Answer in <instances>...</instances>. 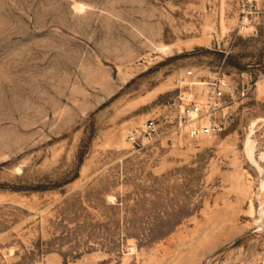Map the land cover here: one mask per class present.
Wrapping results in <instances>:
<instances>
[{"label":"rangeland","instance_id":"obj_1","mask_svg":"<svg viewBox=\"0 0 264 264\" xmlns=\"http://www.w3.org/2000/svg\"><path fill=\"white\" fill-rule=\"evenodd\" d=\"M239 14L0 0V264H264V171L246 150L257 121L264 168V14L244 31ZM213 77L234 91L220 136L127 140L179 81Z\"/></svg>","mask_w":264,"mask_h":264},{"label":"built area","instance_id":"obj_2","mask_svg":"<svg viewBox=\"0 0 264 264\" xmlns=\"http://www.w3.org/2000/svg\"><path fill=\"white\" fill-rule=\"evenodd\" d=\"M238 8L239 28L244 31L255 27L260 21L264 14V0H238ZM193 76L192 71L187 72L188 78ZM179 83V93L162 112L142 125L127 128L126 137L130 143L145 145L146 140L161 138L174 146L175 135L190 141L214 139L228 128L231 115L225 110L234 98V91L227 93L226 87H230V83L225 77Z\"/></svg>","mask_w":264,"mask_h":264},{"label":"bare ground","instance_id":"obj_3","mask_svg":"<svg viewBox=\"0 0 264 264\" xmlns=\"http://www.w3.org/2000/svg\"><path fill=\"white\" fill-rule=\"evenodd\" d=\"M79 8L83 9L84 5H81ZM257 126H258V123H257V121H255V122L252 123V125L250 127V133L248 134V139H247V143H246V150H247L249 156L252 158L253 162L256 163L257 166L259 167L258 169H260L263 172L264 168L253 157L254 156V150H255V144H256V141H255L254 137H255V134L257 132ZM261 161L264 162V153H263V155L261 157ZM262 188L264 189V182L262 184ZM262 211H263V214H264V209Z\"/></svg>","mask_w":264,"mask_h":264}]
</instances>
